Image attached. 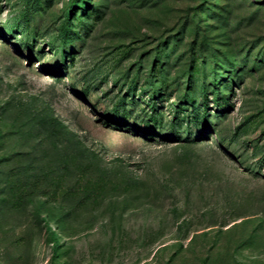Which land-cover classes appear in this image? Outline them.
I'll return each mask as SVG.
<instances>
[{
    "label": "rangeland",
    "instance_id": "374dc122",
    "mask_svg": "<svg viewBox=\"0 0 264 264\" xmlns=\"http://www.w3.org/2000/svg\"><path fill=\"white\" fill-rule=\"evenodd\" d=\"M0 264H264V0H0Z\"/></svg>",
    "mask_w": 264,
    "mask_h": 264
},
{
    "label": "trees",
    "instance_id": "16d2710c",
    "mask_svg": "<svg viewBox=\"0 0 264 264\" xmlns=\"http://www.w3.org/2000/svg\"><path fill=\"white\" fill-rule=\"evenodd\" d=\"M75 1H76V0H72V2H74V3H75Z\"/></svg>",
    "mask_w": 264,
    "mask_h": 264
}]
</instances>
